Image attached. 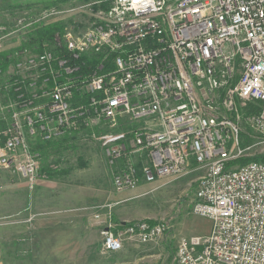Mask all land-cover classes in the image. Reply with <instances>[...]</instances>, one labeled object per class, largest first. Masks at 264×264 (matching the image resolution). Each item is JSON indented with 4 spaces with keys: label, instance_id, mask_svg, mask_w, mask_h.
<instances>
[{
    "label": "built area",
    "instance_id": "obj_1",
    "mask_svg": "<svg viewBox=\"0 0 264 264\" xmlns=\"http://www.w3.org/2000/svg\"><path fill=\"white\" fill-rule=\"evenodd\" d=\"M62 12L26 6L0 24V174L34 184L39 143L89 130L120 162L118 190L204 170L193 212L211 231L181 237L176 264H264V159L232 163L246 128L264 142V0H111L83 31L33 41ZM112 209L94 212L102 254L168 230Z\"/></svg>",
    "mask_w": 264,
    "mask_h": 264
},
{
    "label": "rangeland",
    "instance_id": "obj_2",
    "mask_svg": "<svg viewBox=\"0 0 264 264\" xmlns=\"http://www.w3.org/2000/svg\"><path fill=\"white\" fill-rule=\"evenodd\" d=\"M108 4L104 0H0V24H6L5 14L11 10L39 5L63 10L51 19L60 30L83 31ZM251 130L243 131L242 161L264 159L263 138ZM87 133L71 136L61 150L41 159L34 184L11 170L0 174V264H176L181 237L211 231L210 219L193 212L195 189L204 170L118 190L113 173L120 162L112 165L101 141ZM48 164L57 172L43 177L40 168ZM105 204L113 207L116 221L164 220L168 230L157 242L126 239L121 251L99 252L101 259H92L90 245L97 244L99 250L103 238L94 212Z\"/></svg>",
    "mask_w": 264,
    "mask_h": 264
},
{
    "label": "trees",
    "instance_id": "obj_3",
    "mask_svg": "<svg viewBox=\"0 0 264 264\" xmlns=\"http://www.w3.org/2000/svg\"><path fill=\"white\" fill-rule=\"evenodd\" d=\"M104 1L109 3L111 0H104ZM57 29H61L60 25L57 23L45 25L42 28H39L34 33V34H36L37 37L33 41H39V40H42L44 37H49ZM68 139H69L68 137H65V138H61L58 140L43 141V142L39 143L37 145V148L41 151V159L44 160V159L48 158L52 153H55L56 151L61 150L64 147V145L68 142ZM241 159H239L235 162H232V163L235 164L237 162L240 164H246L251 160L262 159V158H253L252 157V159H245L243 161ZM49 165L50 164H48L47 166L44 165V166H42V168H40V171L42 172L41 174L43 175V177H49V176H51L57 172V171H55V168H51V166H49ZM123 223L130 224L131 222H123Z\"/></svg>",
    "mask_w": 264,
    "mask_h": 264
},
{
    "label": "crops",
    "instance_id": "obj_4",
    "mask_svg": "<svg viewBox=\"0 0 264 264\" xmlns=\"http://www.w3.org/2000/svg\"><path fill=\"white\" fill-rule=\"evenodd\" d=\"M19 2H12V4H18ZM99 227V226H98ZM99 230H100V227H99ZM100 249H101V246H100ZM100 249L98 250V247H97V244L95 245V244H91L90 245V252H89V254H90V257L92 258V259H101L100 258V254H99V252H100ZM101 253V252H100ZM54 264H55V262H54ZM69 264H72V263H69Z\"/></svg>",
    "mask_w": 264,
    "mask_h": 264
}]
</instances>
